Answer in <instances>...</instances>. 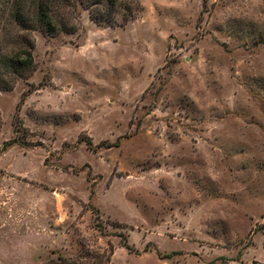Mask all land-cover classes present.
<instances>
[{"label":"rangeland","instance_id":"1","mask_svg":"<svg viewBox=\"0 0 264 264\" xmlns=\"http://www.w3.org/2000/svg\"><path fill=\"white\" fill-rule=\"evenodd\" d=\"M137 4L0 89V264H264V0Z\"/></svg>","mask_w":264,"mask_h":264},{"label":"trees","instance_id":"2","mask_svg":"<svg viewBox=\"0 0 264 264\" xmlns=\"http://www.w3.org/2000/svg\"><path fill=\"white\" fill-rule=\"evenodd\" d=\"M136 4L137 0H0V89H11L15 80L34 70V32L66 29L79 8L102 23L106 10L119 7L128 22Z\"/></svg>","mask_w":264,"mask_h":264}]
</instances>
